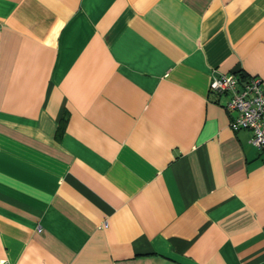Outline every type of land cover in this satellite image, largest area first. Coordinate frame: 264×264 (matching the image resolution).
Returning <instances> with one entry per match:
<instances>
[{
	"label": "crops",
	"instance_id": "0c3cea01",
	"mask_svg": "<svg viewBox=\"0 0 264 264\" xmlns=\"http://www.w3.org/2000/svg\"><path fill=\"white\" fill-rule=\"evenodd\" d=\"M224 73L264 82V0H0V264H264Z\"/></svg>",
	"mask_w": 264,
	"mask_h": 264
},
{
	"label": "built area",
	"instance_id": "2783aa9c",
	"mask_svg": "<svg viewBox=\"0 0 264 264\" xmlns=\"http://www.w3.org/2000/svg\"><path fill=\"white\" fill-rule=\"evenodd\" d=\"M240 82L234 73L214 76L210 81L211 90L228 92L225 106L235 112L230 120L233 130L249 128L252 143L264 148V82L258 75L250 76Z\"/></svg>",
	"mask_w": 264,
	"mask_h": 264
}]
</instances>
